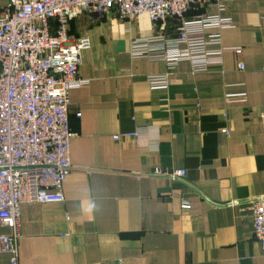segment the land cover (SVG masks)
<instances>
[{"label": "crops", "instance_id": "crops-1", "mask_svg": "<svg viewBox=\"0 0 264 264\" xmlns=\"http://www.w3.org/2000/svg\"><path fill=\"white\" fill-rule=\"evenodd\" d=\"M226 15L222 60L198 74L185 60L133 57L131 38L158 30L147 15L72 20L91 46L79 69L87 83L70 94L66 199L22 205L19 264H264L248 209L264 195V0H233ZM152 74L173 83L153 88ZM137 128L141 140L126 136Z\"/></svg>", "mask_w": 264, "mask_h": 264}, {"label": "built area", "instance_id": "built-area-1", "mask_svg": "<svg viewBox=\"0 0 264 264\" xmlns=\"http://www.w3.org/2000/svg\"><path fill=\"white\" fill-rule=\"evenodd\" d=\"M233 0H8L0 12V253L19 264L21 208L24 204L65 201L64 184L72 169L69 107L71 91L87 83L79 75L88 36L70 33L83 13L115 11L128 21L147 15L155 34L131 38L135 58L188 61L192 73H205L221 62L226 49L222 31L233 26L226 15ZM203 13L189 15L191 10ZM175 23V35L169 33ZM127 31H131L130 28ZM180 46H183L180 48ZM238 68L245 70L244 50L237 47ZM153 88H169L168 74L149 75ZM81 116V113L77 114ZM229 133L227 129L222 130ZM146 128L126 133L141 140ZM115 139H121L120 134ZM156 174L184 178L185 169L157 168ZM182 207L190 203L183 199ZM253 233L264 256V195L249 201Z\"/></svg>", "mask_w": 264, "mask_h": 264}, {"label": "trees", "instance_id": "trees-1", "mask_svg": "<svg viewBox=\"0 0 264 264\" xmlns=\"http://www.w3.org/2000/svg\"><path fill=\"white\" fill-rule=\"evenodd\" d=\"M204 12V10H191L190 12H189V15H194V14H199V13H203Z\"/></svg>", "mask_w": 264, "mask_h": 264}]
</instances>
